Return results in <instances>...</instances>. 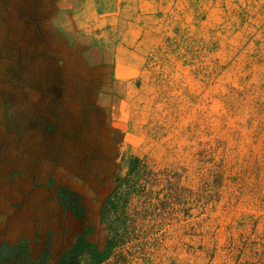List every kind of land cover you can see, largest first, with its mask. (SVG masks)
I'll return each instance as SVG.
<instances>
[{
    "label": "rangeland",
    "instance_id": "obj_1",
    "mask_svg": "<svg viewBox=\"0 0 264 264\" xmlns=\"http://www.w3.org/2000/svg\"><path fill=\"white\" fill-rule=\"evenodd\" d=\"M20 239L5 264H264V0H0Z\"/></svg>",
    "mask_w": 264,
    "mask_h": 264
},
{
    "label": "trees",
    "instance_id": "obj_2",
    "mask_svg": "<svg viewBox=\"0 0 264 264\" xmlns=\"http://www.w3.org/2000/svg\"><path fill=\"white\" fill-rule=\"evenodd\" d=\"M119 198V197H117ZM80 241H77L76 245L73 246L74 249L81 251L82 248L85 246V241L82 235L79 236ZM86 246L83 248V250ZM73 251H65L62 255L61 260L58 264H74V261H71L70 255H72ZM70 254V255H69ZM100 255V254H99ZM31 257L29 255V246L27 244L26 239H20L17 244H9V243H2L0 246V264H5L10 261H16L19 263H24L26 261H30Z\"/></svg>",
    "mask_w": 264,
    "mask_h": 264
}]
</instances>
